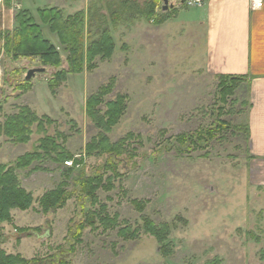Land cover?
<instances>
[{
    "label": "rangeland",
    "instance_id": "obj_1",
    "mask_svg": "<svg viewBox=\"0 0 264 264\" xmlns=\"http://www.w3.org/2000/svg\"><path fill=\"white\" fill-rule=\"evenodd\" d=\"M152 3L0 0V122L22 106L53 121L45 124V130L35 123L26 143L0 136V164L15 166L18 158L33 152L47 135L74 154L62 165L45 157L17 170L21 186L33 194L34 201L29 209L12 210V221L0 223L5 239L0 247L7 253L58 258L66 264H206L216 259L219 264H264V162L253 156L243 128L248 125L246 79L222 104L223 113L218 115L220 79L204 69V42L192 24L176 20L177 9H196L183 0H168L163 11L164 0H159L154 14L147 18ZM45 7L60 9L66 18L81 13L86 47L107 27L114 43L111 58L98 56L91 70L70 73L66 81L52 85L56 72L69 68L68 53L57 34L41 22L37 10ZM22 10L32 13L44 36L61 52L60 67L43 64L39 56L14 59L5 52L2 32L17 27L16 17ZM155 17L161 21L155 22ZM32 68L44 71L27 80ZM113 78L106 99L125 95L128 109L108 136L113 143L130 132L138 138L129 139V151L105 168L108 155L86 157L88 143L100 133L87 116L86 103ZM214 117L241 126V130L217 135L204 149L179 153L174 146L163 148L166 139L200 131ZM80 158L83 161L77 162ZM99 172H104L103 184H108V176L121 174L109 181L110 188L96 192L108 214L118 213L121 221L134 227L142 224V216L157 224L171 223L169 253L143 229L137 239L124 240L118 229L104 230L99 219L94 227L87 226L74 237L73 226L91 208L87 201L82 210L76 193L61 208L43 209L41 198L62 182L67 183L66 190L74 192L79 186L73 177ZM134 200L144 203L143 211L135 207ZM22 228L28 231L20 233Z\"/></svg>",
    "mask_w": 264,
    "mask_h": 264
},
{
    "label": "trees",
    "instance_id": "obj_2",
    "mask_svg": "<svg viewBox=\"0 0 264 264\" xmlns=\"http://www.w3.org/2000/svg\"><path fill=\"white\" fill-rule=\"evenodd\" d=\"M158 2L159 0H153L147 18L154 14ZM37 11L41 22L49 25L51 31L57 34L60 44L64 46V50L68 53L69 68L56 72L50 81L52 85L57 86L63 83L70 73H80L86 68L91 70L94 66V59L98 56L102 59L111 58L114 52V43L107 27L101 32L98 39L92 40L86 47V30L81 13L66 18L62 11L56 7L39 8ZM16 21L18 25L12 32L8 30L2 32L1 38L4 39L5 52L14 59L39 56L43 64L60 67L62 64L61 52L51 40L44 36L42 26L36 22L32 13L29 10H22L18 13ZM154 21L160 22L161 18L155 17ZM218 77L220 79L218 86L220 104L217 106V114L220 115L223 113L222 104L228 101V98L235 93L240 83L246 78L233 75H218ZM113 82L114 78L109 84L103 85L98 91L91 94L86 103L87 116L100 131L98 136L93 137L88 143L86 157L90 155H108V163L105 164V168H109L111 164L115 165L113 159L121 158L124 156V152L129 151L126 146L129 139L138 138V135L130 132L126 137L113 143L108 136L128 109V98L125 95L118 94L111 100L106 99L109 91L113 88ZM245 104L247 105L246 102ZM0 109L2 110L1 107ZM52 122L50 117L40 118L31 108L22 106L19 107L17 113L6 116L4 122H0V136L5 135L14 143H26L33 133L32 126L35 123H38L40 130H45V124H51ZM240 127L233 125L228 120L214 117L211 124L200 131L180 134L174 140L172 138L166 139L163 148L167 149L174 146L179 153L191 152L197 148L204 149L218 137L217 135L228 130L239 131L241 130ZM243 128L249 135L248 125L244 124ZM45 157H52L58 165H62L65 160L73 158L74 154L67 150L63 143H59L55 137L47 135L40 139L39 145L33 152L26 153L18 158L15 166L0 164V223L12 221V210H26L32 207L33 194L27 192L21 186L17 170L28 168L36 160H42ZM81 160L83 161L80 158L77 162H82ZM35 169L39 170L41 167ZM73 169L72 167L69 171L71 172ZM120 175L117 172L114 177ZM114 177L108 176V184H103L104 172H99V175L95 176L81 173L73 177L74 182L79 186L78 189L74 192L66 190L67 183L62 182L57 189L49 191L41 198V205L45 211H53L63 207L73 193H76L82 210L86 207L87 201H90L91 208L86 211L85 217L73 226L74 237H79L87 226L94 227L95 220L99 219L104 230L118 229V236L124 240L137 239L143 229L145 233L157 239L165 248V253H169L170 243L168 240L172 233L171 223L157 224L148 216H142V224H137L134 227L127 220L121 221L118 213L114 215L107 213V205L100 201L96 192L101 187L110 188L109 181L113 180ZM133 203L138 210H144L145 206L142 201L134 200ZM97 204H99L98 209L94 208ZM19 231L25 233L28 230L22 228ZM1 233L0 228V243L5 241ZM0 264H66V260L58 258L46 260L40 257L26 258L21 254H9L0 247ZM206 264H219V260L216 259L214 263L207 262Z\"/></svg>",
    "mask_w": 264,
    "mask_h": 264
},
{
    "label": "crops",
    "instance_id": "obj_3",
    "mask_svg": "<svg viewBox=\"0 0 264 264\" xmlns=\"http://www.w3.org/2000/svg\"><path fill=\"white\" fill-rule=\"evenodd\" d=\"M204 0L196 10H178L176 20L192 24L205 45L204 69L246 78L250 150L264 162V0Z\"/></svg>",
    "mask_w": 264,
    "mask_h": 264
},
{
    "label": "built area",
    "instance_id": "obj_4",
    "mask_svg": "<svg viewBox=\"0 0 264 264\" xmlns=\"http://www.w3.org/2000/svg\"><path fill=\"white\" fill-rule=\"evenodd\" d=\"M184 2H186L189 6H193V7H199L203 5L204 0H183ZM263 5V1L262 0H254L252 2V6L253 8H260ZM71 162H66V165H71Z\"/></svg>",
    "mask_w": 264,
    "mask_h": 264
},
{
    "label": "water",
    "instance_id": "obj_5",
    "mask_svg": "<svg viewBox=\"0 0 264 264\" xmlns=\"http://www.w3.org/2000/svg\"><path fill=\"white\" fill-rule=\"evenodd\" d=\"M163 11L167 10L168 7V0H164V4H163ZM44 71V68H32L30 70H28L27 74H26V79L30 80L33 76H35L37 73Z\"/></svg>",
    "mask_w": 264,
    "mask_h": 264
}]
</instances>
